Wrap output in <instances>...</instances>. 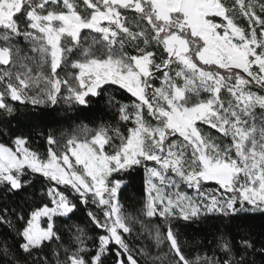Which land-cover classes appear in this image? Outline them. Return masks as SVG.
Returning a JSON list of instances; mask_svg holds the SVG:
<instances>
[{"label":"snow or ice","instance_id":"snow-or-ice-1","mask_svg":"<svg viewBox=\"0 0 264 264\" xmlns=\"http://www.w3.org/2000/svg\"><path fill=\"white\" fill-rule=\"evenodd\" d=\"M83 4L82 15L74 0H0V65L6 66L0 69V83L6 84L0 91V109L13 111L6 97L55 105L62 85L67 87V102L87 107L91 97L112 84L135 98L131 112L129 105L119 108L120 120L132 126L126 133L113 129L114 136L102 126L90 139L86 132L84 139L72 136L63 146L49 136L46 158L25 147L27 141L21 137L13 141L15 149L0 144V184L17 191L31 184L26 175L40 174L70 189L85 207L92 204L103 210V217L91 209L87 213L103 231L96 238L98 243L94 239L89 249L84 229L77 228V247L71 252L65 249L63 264H105L108 257L111 264H140L139 256L148 253L140 249L138 255L125 240V234L132 233V218L119 202L122 181L112 176L143 165L147 196L142 211L149 218L159 217L161 223L142 227L157 249L168 247L162 255L151 257L153 264H243V257L235 260L230 241L223 237L217 247L226 258L213 254L189 260L173 221H191L206 213L235 214L237 202L241 208L246 202L264 211V125L248 119L257 106L264 109V95L251 90L253 85L264 89V2L234 0L231 8L224 0H83ZM237 9L247 20V29L236 22ZM122 10H134L147 27L137 25L138 31L131 30ZM84 30L96 34L90 43ZM21 36L36 56L17 59L20 50L11 42ZM126 42L135 47V55L123 51ZM152 45L161 50L159 61L156 52L148 50ZM77 52L71 67L78 71L61 79L58 69ZM156 78L161 81L159 87H154ZM32 89H38V94L28 95ZM223 89L232 97L227 106L221 98ZM202 92L207 98H201ZM145 108L155 124L144 118ZM198 122L231 142L221 146L204 136ZM177 135L182 139H175ZM208 181H214L223 193L204 191L203 182ZM179 183L194 189L196 195L165 191L178 189ZM47 194L52 206L35 209L18 233L25 253L45 241L59 240L52 218L67 217L77 207L58 187L49 188ZM40 217L48 218L46 229L39 227ZM0 222L11 224L3 216ZM239 243L253 247L247 240Z\"/></svg>","mask_w":264,"mask_h":264},{"label":"trees","instance_id":"trees-1","mask_svg":"<svg viewBox=\"0 0 264 264\" xmlns=\"http://www.w3.org/2000/svg\"><path fill=\"white\" fill-rule=\"evenodd\" d=\"M74 2L78 6L77 10L81 14H85L86 5L83 4V0H74ZM224 2L230 8L234 4V0H224ZM260 2H264V0H260ZM90 11L89 9L88 13ZM257 12H259L258 7ZM122 15L126 18V26L133 31L139 30L137 25L141 28L147 27V22L141 20L134 10H122ZM235 15L238 25L247 29V20L240 17L238 9ZM23 27L24 25L21 24V28ZM95 35L89 30H84V37H87L88 43ZM121 39H125L123 35H121ZM12 42L25 55L24 53L28 50L27 41L21 36ZM141 47H143L142 42ZM148 50L156 52L157 61L162 58L161 50L157 49L155 45L149 47ZM123 51L128 55L136 54L135 47L128 42L125 43ZM78 57L79 52L76 55H70L67 63ZM64 69L62 65L58 71L61 73ZM175 69L176 65H173V74ZM160 82L158 78L153 81L154 85L158 86ZM202 95L207 96L203 92ZM134 100L135 98L125 89L112 84L103 86L98 96L91 97L87 107L77 105L75 102H67L60 95H58L55 105L51 103L32 105L30 102L21 103L6 98V102L13 108V111L8 113L0 109V144L13 148V141L17 137H21L27 141L25 145L27 148L44 158L49 148V136L56 140L57 145L63 146L66 143V136L80 127L103 126L107 127L110 133H113V129L119 128L121 132L126 133L131 122L120 120L119 108ZM130 109L129 107L128 110L130 111ZM254 115L255 113L251 117L252 119ZM198 127L201 133L207 137H212V139L217 137L218 139L214 140L221 146L224 142L226 145L230 143V138L222 137L216 129H212L209 125L198 122ZM148 164L151 165L149 162ZM112 178L122 181L118 191L119 202L123 207L124 214L132 218L130 220L132 233L131 235L125 234V240L130 247L137 250L138 255L140 249L147 251V256H139L140 264H153L151 257L162 255L168 251V247L167 244H164L157 249L148 231L142 227L143 225L151 228L153 225L161 223L159 217L149 218L142 211L146 200L145 168L143 165L135 166L125 172L114 173ZM24 179L31 180V184L17 191H10L7 186L0 184V216L11 222L10 225L0 222V264H45V261L47 264H57V261L63 264L67 258L65 249L67 248L68 252H71L77 247L74 240L77 228L84 229V234L88 237L85 243L89 249L93 248L94 239L98 243L96 238L99 234H103V231L97 229L90 222L87 213L91 209L103 217L102 209L92 204L85 207L80 203L79 197L74 196L70 189L56 186L55 182L48 181L40 174L29 173ZM52 187H58L77 207L67 217L59 215L53 217V230L60 238L59 240L53 238L51 241H45L41 247L33 249L30 253H25L19 247L22 237L18 233L26 226L30 214L35 209L43 207L45 204L51 206V199L47 193L48 189ZM5 210L7 211L5 212ZM21 216H23V220L20 219ZM173 226L182 252L189 260H194L198 255L203 257L213 254L221 259L226 258L217 247L223 237L230 241L235 260L239 261L243 257V264H264V211L262 210H238L235 214L227 216L219 213H206L191 221L174 220ZM241 240L250 241L253 247H241L239 243ZM5 248H7L6 253L3 251ZM105 264H111L110 257L106 259ZM156 264H160V262L157 261Z\"/></svg>","mask_w":264,"mask_h":264},{"label":"rangeland","instance_id":"rangeland-1","mask_svg":"<svg viewBox=\"0 0 264 264\" xmlns=\"http://www.w3.org/2000/svg\"><path fill=\"white\" fill-rule=\"evenodd\" d=\"M90 14V13H89ZM83 15V14H82ZM3 32V29H0V33H2ZM12 43V45H13V47H14V49L15 48H17L16 46H15V43L14 42H11ZM0 44H2V42H0ZM26 45H28L27 47H28V50L26 51V53H24L25 55H23L22 54V52H20L19 51V57H17V59H19L20 57H25V56H28V57H33V56H36V54L35 53H33L32 52V50H31V48H32V46H31V44L27 41V43H26ZM18 49V48H17ZM26 63H29V64H31L32 62L31 61H26ZM71 63H72V61L71 62H69V63H67V64H65V65H63L64 66V71L63 72H59L58 71V73H59V77L61 78V79H65V78H69L70 76H71V74H73L75 71H78V70H75V69H73L72 67H71ZM33 66V70H34V73H35V65H32ZM6 66H3V65H0V69H4ZM8 67H11V66H8ZM13 71H15V69H13ZM45 71H48V69H45ZM248 79H250V78H248ZM71 82V81H70ZM153 84H155V83H153ZM159 84H161V82L159 83ZM160 86V85H159ZM158 85H154V87H159ZM5 87H6V84L5 83H0V88H1V90L0 91H4V89H5ZM251 90L252 91H255V92H257V94H260V95H264V89H261V88H259L258 86H255V85H253V86H251ZM38 89H32V90H29V92H28V95H30V96H34V95H37L38 94ZM58 95H60L61 97H63L64 99H65V97L68 95V92H67V87L66 86H63L62 85V87H61V91H60V93L58 94ZM221 96L222 97H224V98H222L223 99V101H224V103H225V106H227V103H228V101L230 100V99H232V97L230 96V94L227 92V89H223V93L221 94ZM6 98H10V97H6ZM201 98H207V96L205 97V96H201ZM66 101V100H65ZM131 104L132 103H129L128 105H129V107L131 108ZM132 111V108L130 109V112ZM254 113H255V115H254V120H255V123L257 124V126H260V125H264V109H260L258 106L254 109ZM143 115H144V118L148 121V122H150V123H152V124H155L156 123V121L155 120H153L149 115H148V113H147V109L145 108L144 110H143ZM249 119V122L251 123L252 121L251 120H253L251 117H249L248 118ZM130 126H132V124L130 125ZM102 127V126H101ZM100 127H96V128H87V127H80V128H76L75 130H73V132H72V134L70 133L68 136H66V141L69 139V138H71L72 136H78L81 140L82 139H84V137H85V135H86V132L89 134L88 135V138L90 139V135L91 134H94V130H96V129H99ZM204 135V134H203ZM109 136H114V133H110L109 132ZM204 136H206V135H204ZM207 137V136H206ZM211 139H212V137H210ZM171 139L172 138H170V140H169V142H171ZM175 139H177V140H180V139H182V138H180V137H178V135H177V137H175ZM214 139H218L217 137H214L212 140H214ZM215 141V140H214ZM216 142V141H215ZM230 142H231V140H230ZM114 143L115 144H118L119 143V141L118 140H114ZM217 143V142H216ZM228 144V143H227ZM64 145V144H63ZM224 145H226V143L224 142V144H223V146ZM8 147V146H7ZM15 144H14V147H13V149H15ZM26 147V146H25ZM56 147V146H55ZM106 148H107V150L108 151H111L112 149H111V147H108V146H106ZM190 154H191V150L189 149L188 150V155L190 156ZM235 154H234V152H233V156H234ZM47 156V155H46ZM44 158H46V157H44ZM151 165L150 166H154V162H149ZM169 175L170 176H172L173 174H171V173H169ZM113 179V178H112ZM113 180H116V179H113ZM179 191V192H181V193H185V194H187L188 196H195L196 195V192H195V190L194 189H189L188 187H187V185L186 184H183V183H179V187H178V189L176 188V187H173V188H165V191H168V192H175V191ZM203 190L204 191H208V190H213V191H215V192H217L218 194H222L223 193V190L222 189H219V186L214 182V181H208V182H203ZM228 195H230V194H228ZM146 196H147V193H146ZM146 198V197H145ZM51 199V198H50ZM245 204H246V206H248V207H246L245 206ZM51 206H52V204H51ZM51 206H49V207H51ZM236 207H237V209L238 210H248V211H259V209H255V208H252V206H250V205H248L246 202L244 203V205H243V208H241V205H240V203L239 202H237V204H236ZM30 216H31V214H30ZM30 218V217H29ZM53 219V218H52ZM52 222V221H51ZM53 223V222H52ZM48 224H49V220H48V218L47 217H40V219H39V227L40 228H43V229H46L47 227H48ZM27 225V224H26ZM153 240V239H152ZM154 241V240H153ZM155 242V241H154Z\"/></svg>","mask_w":264,"mask_h":264}]
</instances>
